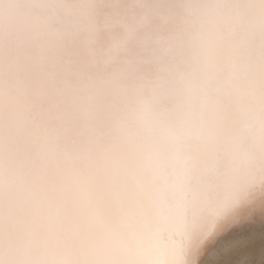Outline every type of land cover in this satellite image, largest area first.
Instances as JSON below:
<instances>
[{
	"label": "bare ground",
	"instance_id": "bare-ground-1",
	"mask_svg": "<svg viewBox=\"0 0 264 264\" xmlns=\"http://www.w3.org/2000/svg\"><path fill=\"white\" fill-rule=\"evenodd\" d=\"M0 264H264V0H0Z\"/></svg>",
	"mask_w": 264,
	"mask_h": 264
}]
</instances>
